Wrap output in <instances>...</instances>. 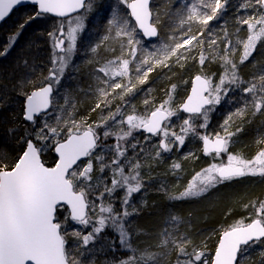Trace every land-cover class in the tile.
<instances>
[{
  "label": "snow or ice",
  "instance_id": "6c2138e0",
  "mask_svg": "<svg viewBox=\"0 0 264 264\" xmlns=\"http://www.w3.org/2000/svg\"><path fill=\"white\" fill-rule=\"evenodd\" d=\"M24 3L36 8L7 37L0 47V57L12 51L33 19L48 15L59 19L48 33L52 52L47 76L41 74L33 78L28 75L17 81V94L25 98L23 120L30 128L25 126L24 150L12 166L9 168L0 158V264H96L98 253L118 250L128 255L108 259L104 264H163L171 251L177 252L175 264H245L252 260V250L257 245H261L257 254L264 264V201L258 206L253 203L255 215L250 222L238 221L222 232L211 260L203 250L206 244L188 251L185 245L191 243L190 238L174 235L169 230L178 226L179 215L170 213L165 219L156 245L164 249L163 252L151 251V245L141 249L134 244V237L141 235V230L135 229L130 219L140 212L134 195L145 188L146 178L152 179L150 170L142 174V169L151 168L149 158L161 161L162 153H171L173 148L179 151L189 136L203 142L204 155L215 160L227 154V162L212 163L196 173L182 192L169 194L170 200L200 197L218 184L246 176L264 177V149L252 159L229 152L230 144L234 143L232 137L243 131V123L236 124V120L249 113L255 117L264 109V74L259 75L258 82L255 76L245 80L232 58L237 46L242 45L239 64H244L257 44L264 40V0H244L237 6V13L241 8H251L252 13L235 16L237 25H247V38H237L235 42L224 27L227 21L219 23L229 10V0H198L187 11L181 4L169 16L167 41L170 42L159 40L157 25L162 15L159 12L154 15L151 0H118L110 16L103 18L102 33L80 49L77 45L85 33V20L87 14L95 10L96 0H0V21ZM124 5L130 13L122 12ZM74 13L78 15L73 16ZM213 21L218 23L213 25ZM193 24L202 27L193 32ZM218 31L223 32L222 51L217 47ZM235 31L238 33L240 27ZM106 42L119 45L118 54L111 59L107 54L117 53V48L111 44L105 46ZM35 46L33 42L29 47ZM197 48L201 67L208 59L213 62L219 59L223 72L218 82L213 83L214 74H198L185 101L173 105L177 87L173 84L168 100L150 111L146 108V114H136L135 105L125 97L141 91L137 85L147 84L149 75L157 68H167L171 72L175 65L183 67V61L196 59L197 56H189V52ZM78 50L85 57L82 63L92 67L87 73V88L77 84L75 91L82 92L85 97L95 96L92 111L101 110L98 120L92 123H88L87 118L73 117L76 101L72 98L70 109L66 108L69 90L61 89L66 69L71 65L72 71H79V66L72 64ZM172 57L175 60L170 65L168 61ZM19 64L29 73L39 71L34 61L29 64L27 57L21 58ZM29 85L35 89L30 93L25 92ZM117 89L121 91L113 97ZM152 91L147 88L141 93L146 106ZM61 96L63 104L59 103ZM117 99L121 103L113 108L112 102ZM222 103L231 107L220 130L213 134L208 131L209 123ZM181 111L189 114L188 117L173 124L171 118L179 117ZM50 115L54 122L49 120ZM233 125L235 130L231 131ZM177 126L179 132L175 130ZM198 129L205 131L201 133ZM141 130L151 135L142 138L135 135ZM15 131V128L9 129L10 133ZM156 136L160 137L159 143H149ZM110 139L112 143H108ZM257 142L264 143V140ZM49 147L58 154L54 167H46L41 160ZM190 156L195 154L187 153L184 159ZM179 169L181 163L172 161L171 174L178 176ZM158 190L165 191L163 182ZM139 204L141 207L147 204L143 196ZM69 224L73 227L69 228ZM106 231H111L113 236L102 235ZM69 238L73 241L71 244ZM86 256L88 260L84 259Z\"/></svg>",
  "mask_w": 264,
  "mask_h": 264
},
{
  "label": "trees",
  "instance_id": "16d2710c",
  "mask_svg": "<svg viewBox=\"0 0 264 264\" xmlns=\"http://www.w3.org/2000/svg\"><path fill=\"white\" fill-rule=\"evenodd\" d=\"M198 0H152V8L154 15L156 12L161 13V23L157 25L160 31V42L167 41L169 36L170 24L169 16L172 11L179 8L181 4L184 6V10L190 9L193 3H197ZM244 0H229V10L226 12L219 23H227L224 27L227 29L230 38L235 42L237 38H247V25L239 26L235 23L236 15L251 14L252 9L248 8L237 13V6L242 4ZM118 0H96L95 10L90 13V19L88 20L90 35H95L94 39L88 37H81L78 42V49L85 46L86 43L94 41L102 33L103 18L110 16L111 9L116 7ZM36 7L28 6L21 8L14 12V14L0 27V47L6 43L7 37L16 31L17 26L24 22L25 18L30 16ZM122 12L129 13L126 5L121 6ZM44 23H40L43 21ZM58 19L50 16H46L43 19H33L31 23L27 24L24 28L20 38L17 41L16 46L6 57H0V158H3L10 168L17 158L22 154L24 150V143L22 137L24 135L25 126L30 128V125L23 120V113L25 109V98L17 94L16 86L17 81L22 77L31 75L33 78L40 76H47L50 67L51 48L49 46L48 33L53 29L54 23ZM217 21H213L212 24H217ZM134 25V23L132 22ZM200 27L198 24H193V32H196ZM240 27V31L236 33V28ZM93 31H96L93 33ZM179 33H177L178 35ZM207 36V32H205ZM223 32L217 33V47L220 51L223 50V40L221 37ZM204 39V37H200ZM35 44V47H29ZM111 44L117 48V53L107 54V58L111 59L118 54L119 45L115 42H106L105 46ZM158 46V45H157ZM204 49L207 51L208 43L205 41ZM242 53V45L237 46V50L232 57L237 62L240 75L248 80L252 77L257 78L261 74H264V40H261L256 47L254 54L249 57L244 64H239V58ZM139 55V53H138ZM192 56V55H189ZM27 57L29 64L33 61L38 72L29 73L28 70L19 64L21 58ZM85 59L77 51V54L73 60V65L79 66V71H72L71 67L67 69L63 80L61 82V89L67 88L69 90V103L65 105L66 108L71 107L72 98L76 101V110L72 113L76 119L87 118L88 123L98 120L100 116V109L95 112L92 111L96 103V98L93 95L85 97L82 92H76L77 84L84 88H87L89 83V77L87 73L90 71L92 65L83 64ZM175 57H172L168 62L173 64ZM183 67L175 65L172 67V71L169 72L167 68H157L149 75L148 83L145 85H137L141 91H137L135 95L125 97L130 99L132 104L135 105L136 114H146V108L150 111L156 102L161 100L165 102L169 99L168 92L173 84L177 85L175 92L173 93L174 99L173 105L185 101L189 95L192 80L196 75H208L209 69H215L217 74H221L222 67L219 59L213 62L211 59L205 61L203 67L198 63L197 59L185 60ZM164 73H168L164 76ZM75 77V79H70ZM162 77V78H161ZM187 81V83H184ZM126 83V81H125ZM38 84V81H37ZM152 88L153 91L149 94V105L143 103L144 96L141 94L144 89ZM34 89L33 85H29L25 88V92H31ZM121 90L117 89L112 93L115 97ZM56 95V93H54ZM231 96L232 93H229ZM59 103H64V98L59 97ZM113 108L120 104L121 101L113 100ZM229 105L222 103L217 107L216 112L212 114V119L209 123H214L216 126H220L225 115L230 110ZM52 112V111H51ZM50 112V113H51ZM129 114H132L129 109ZM188 115L179 113V117L173 116L171 118L173 124H178L180 118H187ZM61 118H65L63 114ZM39 119V118H38ZM49 120L53 121V117L50 115ZM251 120L249 123L248 121ZM54 122V121H53ZM199 123V121H197ZM243 123V131L238 135L233 136L232 147L229 148V152L235 155H239L245 159H252L256 156L258 151L264 149V143H258V140H264V109L261 114H257L255 117L251 116V113L237 119L236 124ZM15 128V133H10L9 129ZM179 132V127L175 128ZM235 130V125L230 129ZM201 133H204V129H198ZM209 131V128H208ZM138 137L145 136L142 132L135 133ZM159 136L153 137L149 143H159ZM113 140H109L108 143H112ZM234 148L235 151H232ZM154 152V150H153ZM187 153H196V157H189L184 159ZM129 155L131 153L129 152ZM163 159L159 162H155L149 158L151 168L142 169V174L145 171H151L152 179H145V188L141 193L134 195L133 200L137 203V207L140 208L138 215L132 216L130 219L134 222L133 227L141 230V235L134 237V244L138 245L141 249L151 245V251H161L164 249H158L156 245L160 239V232L165 227V219L170 213H175L180 216L181 221L178 226H174L169 230L174 235L183 234L190 238L191 243L186 244V250L191 251L195 246L200 248L206 244V248H203L208 253L210 258L214 256L218 241L221 238V234L224 230L228 229L231 225L243 220L245 223L250 222V219L255 215V209L253 203L257 206L260 202L264 201V177L260 176H246L239 179L227 181L222 184H218L215 188H212L209 192L203 196L193 199L185 200H170L169 194L178 195L182 192L188 183L195 177L196 173L201 172L207 168L210 164L220 162H227V154H221L217 159H213L211 156L203 154L202 141L199 139H193L189 136L185 140L183 147L177 151L173 148L171 153H162ZM43 162L48 167H54L57 163V157L55 155L54 148H46L42 154ZM172 161L181 163V169L177 170L178 176H173L170 172V166ZM93 175H96L94 172ZM163 182L165 191H159L161 183ZM228 191V192H226ZM147 193L145 196L144 193ZM226 192V195L223 193ZM141 196L147 201V204L143 207L140 206L139 200ZM247 206V207H246ZM117 209L120 205L117 201ZM69 228L73 225L69 224ZM79 228L80 226H76ZM87 231V230H85ZM131 231V229H130ZM102 235L109 237L113 236L111 231H106ZM73 241L69 238V243ZM99 244V242H98ZM261 247V245H257ZM255 249V248H254ZM253 249V250H254ZM252 250V251H253ZM127 252L116 253L106 252L98 253L95 256L96 264H104V261L108 259H117L120 256H127ZM88 260V257H84ZM177 259V252L171 251L163 259V264H175ZM245 264H261V257L252 258L251 262H245Z\"/></svg>",
  "mask_w": 264,
  "mask_h": 264
},
{
  "label": "rangeland",
  "instance_id": "374dc122",
  "mask_svg": "<svg viewBox=\"0 0 264 264\" xmlns=\"http://www.w3.org/2000/svg\"><path fill=\"white\" fill-rule=\"evenodd\" d=\"M242 10H246V9H244V8H242ZM90 19V14H87V18H86V20H85V33L81 36V37H88L87 38V41H88V39L89 38H91V39H94V37H95V35H90V29H89V23H88V20ZM133 22V21H132ZM40 23H44V20L43 21H40ZM247 30V29H246ZM96 31H93V33H95ZM80 37V38H81ZM67 40L65 41V44L67 45ZM195 43V42H194ZM259 44V43H258ZM258 44H257V46H258ZM77 47H78V45H77ZM51 52H52V49H51ZM198 52H199V49L197 48V49H195L193 52H189V55H196L197 56V61H198ZM255 52V51H254ZM254 52L252 53V55L254 54ZM77 54V53H76ZM76 54H75V56H76ZM75 56H74V58H75ZM74 58H73V60H74ZM73 60H72V63H73ZM171 61V59L168 61V62H170ZM184 62V61H183ZM199 63V62H198ZM70 67H71V65H70ZM69 69V68H68ZM209 69V74L208 75H213V83H216V82H218V79H219V77L221 76V74H222V72H223V69H222V72H221V74L219 75V74H217V71L215 70V69H211V68H208ZM66 71H67V69H66ZM66 71H65V73H66ZM117 79H120L119 77L117 78ZM62 80H63V78H62ZM62 80H61V82H62ZM55 96V95H54ZM161 103H164V102H161V100H159L158 102H156V104H155V106H158L159 104H161ZM218 107V106H217ZM52 111V110H51ZM209 132H212L213 134H214V132L215 131H219L220 130V128H219V126H216L214 123H211V125H209ZM160 138V137H159ZM232 147V145L230 144V146H229V148H231ZM232 151H235L234 150V148H232ZM192 157V156H191ZM194 157H196V153H195V156ZM216 163H219L218 161L216 162ZM224 163H226V162H224ZM192 181V180H191ZM226 192H228V191H226ZM226 192L225 193H223V195H226ZM193 199V198H192ZM259 248H261V247H257V248H255L253 251H252V258H257L259 255L257 254V249H259ZM207 253V252H206ZM207 256H208V258H209V260H211V258H210V256L208 255V253H207ZM246 262H251V261H246Z\"/></svg>",
  "mask_w": 264,
  "mask_h": 264
},
{
  "label": "water",
  "instance_id": "95a60500",
  "mask_svg": "<svg viewBox=\"0 0 264 264\" xmlns=\"http://www.w3.org/2000/svg\"><path fill=\"white\" fill-rule=\"evenodd\" d=\"M28 6H33V7H36L35 5H33V4H31V3H24V4H21V5H19V6H16L14 9H13V11L3 20V21H0V27L14 14V12L15 11H17V10H19V9H21V8H25V7H28ZM150 7L152 8V0H151V3H150ZM81 11H83V10H81ZM128 12L130 13V9H128ZM73 16H75V15H78V13H74V14H72ZM48 16H50V17H53V18H55V19H59V18H57V17H55V16H52V15H48ZM133 21V23L135 24V21H134V19L132 20ZM157 29H158V32L160 33V31H159V28L157 27ZM145 39V41L147 40V38H144ZM203 76V75H202ZM195 78V77H194ZM194 78H193V80H192V84H191V88H192V86H193V81H194ZM191 94V89H190V92H189V95ZM53 95H54V93H53ZM186 100V99H185ZM51 108H49L48 109V112L50 113L51 112ZM24 111H25V109H24ZM181 113H183L184 115H189V114H187V113H184V112H182L181 111ZM141 132L144 134V135H151V134H148V133H144L142 130H141ZM156 137H158V136H156ZM202 148H203V142H202ZM55 155H56V157H57V162H58V154L55 152ZM82 159H86V158H82ZM41 160H42V162H43V159H42V157H41ZM44 163V162H43ZM46 166V165H45ZM46 167H48V166H46Z\"/></svg>",
  "mask_w": 264,
  "mask_h": 264
}]
</instances>
